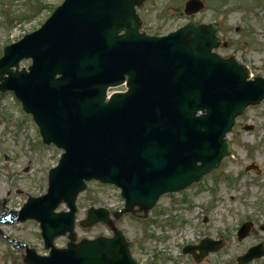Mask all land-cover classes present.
I'll list each match as a JSON object with an SVG mask.
<instances>
[{"label": "water", "instance_id": "water-1", "mask_svg": "<svg viewBox=\"0 0 264 264\" xmlns=\"http://www.w3.org/2000/svg\"><path fill=\"white\" fill-rule=\"evenodd\" d=\"M143 1L64 0L39 30L4 48L0 91H12L43 141L65 151L50 171L48 193L13 213L38 221L51 248L48 257L27 250L26 264H136L117 230L110 239L74 244V202L84 181L121 188L125 205L117 218L134 207L144 216L161 195L216 168L231 153L225 136L234 119L264 100L263 78L247 81L246 68L211 53L220 43L215 24L189 23L162 38L139 35L134 6ZM203 8L188 0L184 13ZM23 59L32 64L19 71ZM126 78L128 91L106 101L107 89ZM61 202L70 211L54 213ZM98 222L110 224L108 212L90 209L80 224ZM249 227L241 228L240 239ZM66 233L67 248L54 249L53 239ZM220 246L205 239L184 253L199 262ZM263 255L259 245L238 261Z\"/></svg>", "mask_w": 264, "mask_h": 264}, {"label": "rangeland", "instance_id": "rangeland-1", "mask_svg": "<svg viewBox=\"0 0 264 264\" xmlns=\"http://www.w3.org/2000/svg\"><path fill=\"white\" fill-rule=\"evenodd\" d=\"M62 1L0 0V56L2 48L38 29ZM186 1L144 0L137 7L140 31L165 35L187 22H215L216 36L227 46H219L214 52L222 58L233 57L253 77L264 78V0H201L204 9L190 18L183 14ZM29 65L30 61H22L19 68ZM245 125L253 130L243 131ZM227 138L232 145L231 156L200 183L179 194L160 197L144 219L136 214L137 208L116 219L115 212L123 207L119 190L87 183L76 198V242L110 238V228H118L139 264H195L190 255L182 254V248L197 245L204 238L221 240L223 247L199 264H237L235 259L248 248L259 243L264 246V101L247 107ZM61 153L53 145L42 143L30 116L23 113L11 93H0V219L20 211L29 196L46 194L47 172L56 166ZM249 165L253 169L244 172ZM89 208L108 210L112 217L109 227L99 223L82 228L79 222L86 218ZM66 210L61 203L56 212ZM243 222L251 227L247 236L238 240L237 230ZM0 231L11 239L10 244L0 240V264H25L26 248L39 256L49 253L34 220L0 222ZM67 243V235L56 237L54 247L64 249ZM250 264H264V258Z\"/></svg>", "mask_w": 264, "mask_h": 264}, {"label": "bare ground", "instance_id": "bare-ground-1", "mask_svg": "<svg viewBox=\"0 0 264 264\" xmlns=\"http://www.w3.org/2000/svg\"><path fill=\"white\" fill-rule=\"evenodd\" d=\"M1 197V196H0Z\"/></svg>", "mask_w": 264, "mask_h": 264}]
</instances>
